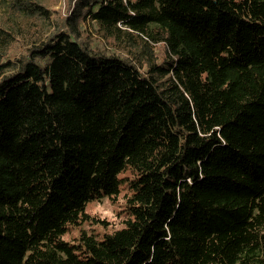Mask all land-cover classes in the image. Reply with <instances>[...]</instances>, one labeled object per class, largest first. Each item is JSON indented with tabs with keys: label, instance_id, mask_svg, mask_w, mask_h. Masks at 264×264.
Masks as SVG:
<instances>
[{
	"label": "trees",
	"instance_id": "16d2710c",
	"mask_svg": "<svg viewBox=\"0 0 264 264\" xmlns=\"http://www.w3.org/2000/svg\"><path fill=\"white\" fill-rule=\"evenodd\" d=\"M57 2L0 0V264H264V0Z\"/></svg>",
	"mask_w": 264,
	"mask_h": 264
},
{
	"label": "rangeland",
	"instance_id": "374dc122",
	"mask_svg": "<svg viewBox=\"0 0 264 264\" xmlns=\"http://www.w3.org/2000/svg\"><path fill=\"white\" fill-rule=\"evenodd\" d=\"M58 0L55 7L62 6ZM122 177H130V170L120 173ZM128 192L126 184L121 185V191L114 199L103 197L100 200L90 201L86 206L88 217L75 226H71L63 235L64 239L75 241L82 230L96 233L101 236L105 231H111L123 225L126 214L124 212V198Z\"/></svg>",
	"mask_w": 264,
	"mask_h": 264
}]
</instances>
